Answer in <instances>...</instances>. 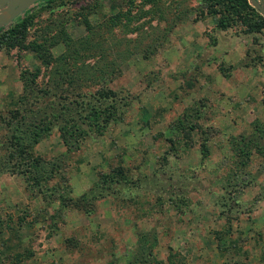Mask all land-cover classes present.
Returning a JSON list of instances; mask_svg holds the SVG:
<instances>
[{
  "label": "rangeland",
  "instance_id": "374dc122",
  "mask_svg": "<svg viewBox=\"0 0 264 264\" xmlns=\"http://www.w3.org/2000/svg\"><path fill=\"white\" fill-rule=\"evenodd\" d=\"M246 2L38 0L3 26L24 23L0 43V264H264Z\"/></svg>",
  "mask_w": 264,
  "mask_h": 264
},
{
  "label": "trees",
  "instance_id": "16d2710c",
  "mask_svg": "<svg viewBox=\"0 0 264 264\" xmlns=\"http://www.w3.org/2000/svg\"><path fill=\"white\" fill-rule=\"evenodd\" d=\"M208 2H212V3H218V4H224L226 7H229V10L235 15L237 13H239V7L240 6H244V7H248L246 0H207ZM220 19V18H219ZM222 19V18H221ZM219 21V25L222 26V22L220 20ZM264 23V18H262L261 16L257 15L256 16V22L254 23L256 25L258 24H262ZM253 26V27H254ZM23 28H24V23L21 22L17 25V27L14 28H8L6 31H3L2 34L0 35V43L1 41H5L7 40V47H12L14 46V39H17V35L20 34V36H22L23 33ZM3 30V26L0 27V31ZM30 49L36 53L37 57L40 59V61L44 64L47 63V59L45 57H47L46 55L48 54V52L45 49H42L40 45L38 46H30ZM25 79H23L24 81ZM99 96H104V98H109L111 96H114L115 93L114 91L110 90V89H104L102 92H99ZM77 101V100H76ZM61 118V116H59ZM31 121H23L24 124L27 123L26 127L30 125ZM82 124V122H81ZM87 126H89V124H87ZM16 127V126H15ZM78 126H75V128L77 129ZM74 131V129L72 130ZM87 131V130H86ZM75 132V131H74ZM74 136H76V134L74 133ZM73 137V136H72ZM76 138L73 137V141L72 142H68V144L72 145L74 143ZM64 142H67L68 139L66 140V138H63ZM75 146V145H74ZM77 147V146H76Z\"/></svg>",
  "mask_w": 264,
  "mask_h": 264
},
{
  "label": "water",
  "instance_id": "95a60500",
  "mask_svg": "<svg viewBox=\"0 0 264 264\" xmlns=\"http://www.w3.org/2000/svg\"><path fill=\"white\" fill-rule=\"evenodd\" d=\"M38 0H0V27L8 23ZM264 18V2L262 0H247ZM4 13V15L2 14Z\"/></svg>",
  "mask_w": 264,
  "mask_h": 264
},
{
  "label": "bare ground",
  "instance_id": "6f19581e",
  "mask_svg": "<svg viewBox=\"0 0 264 264\" xmlns=\"http://www.w3.org/2000/svg\"><path fill=\"white\" fill-rule=\"evenodd\" d=\"M5 13V12H4ZM4 13L2 12V14L4 15Z\"/></svg>",
  "mask_w": 264,
  "mask_h": 264
}]
</instances>
